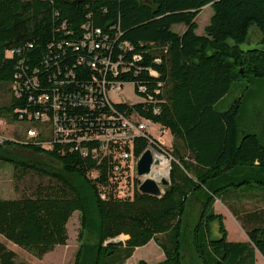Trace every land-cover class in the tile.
<instances>
[{
  "label": "trees",
  "instance_id": "trees-1",
  "mask_svg": "<svg viewBox=\"0 0 264 264\" xmlns=\"http://www.w3.org/2000/svg\"><path fill=\"white\" fill-rule=\"evenodd\" d=\"M206 6L212 14L197 34L196 18ZM174 26L184 30L177 33ZM86 27L108 37L107 49L81 47ZM252 33L255 45L248 44ZM100 54L118 67V75L108 74L107 80L131 84L141 100L115 110L172 137L169 148L153 145L171 157L168 184L158 197L144 195L128 171L113 174L118 163L111 155L92 159L76 143L53 142L46 149L40 139L17 138L0 144V163H9L16 179L33 173L47 184L30 196L0 198V236L40 260L66 245V226L78 213V237L93 240L81 244L74 264H124L150 241L164 256L155 264H182L188 246L200 264H255V251L264 259V220L248 216L260 223L248 228L242 220L247 241L230 242L222 215L214 211L216 200L232 194L230 188L264 195V143L238 128L240 99L227 109L216 107L233 83L264 78V0H0V84L10 91L0 118L26 125L34 111L51 114L57 97L66 119L84 132H101V108L75 100L95 82L97 73L87 64ZM42 96L49 102L38 103ZM149 145L147 138H136L121 149L139 158ZM9 148L45 157L59 169L14 158ZM124 181L127 189L119 197ZM191 206L198 209L193 219ZM214 222L218 239H212ZM119 236L124 240L115 241ZM0 264H18L1 242Z\"/></svg>",
  "mask_w": 264,
  "mask_h": 264
},
{
  "label": "rangeland",
  "instance_id": "rangeland-1",
  "mask_svg": "<svg viewBox=\"0 0 264 264\" xmlns=\"http://www.w3.org/2000/svg\"><path fill=\"white\" fill-rule=\"evenodd\" d=\"M145 1V0H143ZM212 11L210 6L204 7L196 18L198 25L197 34H202L203 29L207 26L211 17ZM173 31L181 33L184 30L183 26H174ZM257 34L252 33L249 37L248 44L255 45L257 42ZM124 100L128 104L137 102L131 86H125L121 91ZM10 98L9 86L0 84V107L8 104ZM237 99H240V111L237 117V125L241 131L254 133L259 140L264 143V78L255 79L247 76L246 78L233 83L229 92L216 104L217 109H227ZM28 129L27 125L11 122L7 116L0 118V139L2 143L13 141L17 138L24 139V133ZM49 131V129H48ZM48 131L45 133L47 134ZM152 134L156 138H160V143L164 148L171 146L172 137L168 132L159 134L157 128L153 127ZM12 157L21 159L23 161L41 162L44 165L52 166L59 169L58 164L46 159L45 157L36 156L30 152L9 148ZM153 159V156H152ZM156 166L166 174V167L160 165L157 160ZM155 166V165H154ZM154 172V170H153ZM145 180V179H144ZM154 181L153 179H150ZM166 180L164 177L161 181L155 182L160 190L164 189L162 181ZM47 184V179L40 178L38 175L28 173L20 179L14 177L13 167L9 163H0V198L2 199H17L22 196H30L39 186ZM232 194L220 200H216L214 204V211L222 215L223 224L227 230V240L230 242H245L247 237L243 229L242 220L248 228L259 224L260 222L252 221L251 215H257L259 219L264 220V195L262 193L255 196L245 195L242 187L238 189H231ZM243 194V195H242ZM198 209L196 206H191L189 209V219L197 216ZM236 213L240 220L233 217ZM246 219V220H245ZM250 220V221H249ZM254 220V219H253ZM245 225V226H246ZM68 240L65 246L56 247L52 252L46 254L42 259L38 260L26 251L18 248L10 242H7L0 236V242L3 243L9 250L15 253L16 263L18 264H74L76 254L82 243L87 240L92 242L93 236L78 237L79 232V215L74 213L67 224ZM212 239H218L220 233L218 232V223L212 224ZM161 238V236H158ZM123 241L124 238L119 236L115 241ZM189 243V241H188ZM255 264H264V259L255 251ZM164 259L162 251L150 241L143 247L136 248L131 258L124 264H137L139 261H144L147 264H155ZM182 264H200L199 259L195 253L187 247L184 253Z\"/></svg>",
  "mask_w": 264,
  "mask_h": 264
},
{
  "label": "built area",
  "instance_id": "built-area-1",
  "mask_svg": "<svg viewBox=\"0 0 264 264\" xmlns=\"http://www.w3.org/2000/svg\"><path fill=\"white\" fill-rule=\"evenodd\" d=\"M86 30L87 32L84 34V41L81 44L82 48L87 46L88 50L93 52L99 49L102 50L103 48L107 49V47H105V43L107 42L108 38L107 36L100 38L101 32L99 30L91 32L89 31L88 27H86ZM124 47V45H120L119 49ZM77 49L78 48H75V50ZM10 55L11 53H8V56ZM98 58H100V60L94 58L92 62L87 64L90 69L97 73V76H93L95 82L84 88L86 92L84 97H78L75 100H77L76 103L79 106L91 110L97 108L98 106L101 108L102 111L99 118L101 132H95L96 134L84 132V128L78 126L71 119H66V116L63 112H58L59 101L57 97H53L51 99V107L53 110L51 114L48 113L47 109L44 111H34L28 114L25 121L26 125H28V129L24 133V139L26 141L32 140L33 142H36L40 139L42 142V147L46 149L50 148L53 142L67 144L76 143L75 149L79 150L83 157L90 155L92 159H95L99 156L104 157L111 155L113 162L118 163V165H115L113 168V174L119 176L123 171H128L129 175L136 178L139 182L138 187H140L142 182H144L146 179H153L155 182H159L164 177H166L168 180L171 157L162 150L161 152L156 150L155 147L160 148L162 145L160 143V138H156L152 134L153 127L157 128L159 134L161 135L164 134V131L160 130L158 126L153 125L149 121L139 118L135 114H132L128 117L118 113V111L115 110V107L119 104H128L121 94L122 89L125 86H131L132 88L133 86L131 84L107 80L108 74H111L114 77L118 75V67H116L115 63L110 61V59L103 58L101 54L98 55ZM16 89L17 88L15 85H13L12 90L15 92V96L17 97L18 91ZM134 96L136 97L137 102L141 101L135 95V93ZM46 102H49V97L42 96L38 98V103L45 104ZM31 123L33 128L29 125ZM47 131L48 133L45 134ZM136 138H147L150 142V145L146 150L150 151L151 157L153 156V159L150 173L145 177L137 176L136 166L140 157L135 158L131 152H127L124 148L121 149L122 146L126 147V145L132 147L134 139ZM82 142H91L97 146L92 149L81 148L80 144ZM1 143L2 140L0 139V144ZM153 145H155V147ZM155 155L162 157L164 162H160V165L162 167H166L167 169L166 174H164L160 169L161 173L159 180L155 178V170L158 169L155 163L157 160L154 159ZM132 187L133 186L131 183L130 189ZM126 189L127 185L124 181L123 184L119 185L117 195L119 197H123L125 195ZM102 198H104V196H102Z\"/></svg>",
  "mask_w": 264,
  "mask_h": 264
},
{
  "label": "water",
  "instance_id": "water-1",
  "mask_svg": "<svg viewBox=\"0 0 264 264\" xmlns=\"http://www.w3.org/2000/svg\"><path fill=\"white\" fill-rule=\"evenodd\" d=\"M152 166V157L149 150H146L139 158L136 166V172L138 177H145L149 175ZM168 180L162 181V186H166ZM139 191L144 195L158 197L161 194L160 188L156 183L150 179H146L139 187ZM120 241V240H119Z\"/></svg>",
  "mask_w": 264,
  "mask_h": 264
},
{
  "label": "bare ground",
  "instance_id": "bare-ground-1",
  "mask_svg": "<svg viewBox=\"0 0 264 264\" xmlns=\"http://www.w3.org/2000/svg\"><path fill=\"white\" fill-rule=\"evenodd\" d=\"M154 159H155V160H159L161 163L164 162V160L162 159L161 156H157V155H155ZM155 171H156V172H155V178H156L157 180H159V176H160L161 170H160V169H156ZM122 237H123V236H122Z\"/></svg>",
  "mask_w": 264,
  "mask_h": 264
}]
</instances>
